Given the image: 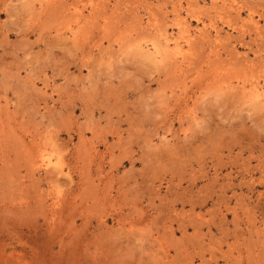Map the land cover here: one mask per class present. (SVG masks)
Segmentation results:
<instances>
[{
  "label": "rangeland",
  "instance_id": "1",
  "mask_svg": "<svg viewBox=\"0 0 264 264\" xmlns=\"http://www.w3.org/2000/svg\"><path fill=\"white\" fill-rule=\"evenodd\" d=\"M0 264H264V0H0Z\"/></svg>",
  "mask_w": 264,
  "mask_h": 264
},
{
  "label": "bare ground",
  "instance_id": "2",
  "mask_svg": "<svg viewBox=\"0 0 264 264\" xmlns=\"http://www.w3.org/2000/svg\"><path fill=\"white\" fill-rule=\"evenodd\" d=\"M178 26V25H177ZM185 40V39H184ZM186 42H188V41H186ZM44 161V160H43ZM44 163V162H43ZM49 164H51V161L50 160H48L47 159V161H46V165H49Z\"/></svg>",
  "mask_w": 264,
  "mask_h": 264
}]
</instances>
